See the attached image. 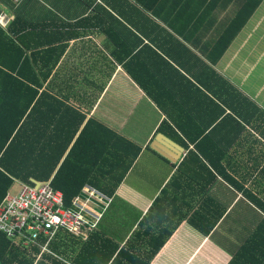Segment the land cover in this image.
Returning <instances> with one entry per match:
<instances>
[{
    "label": "crops",
    "instance_id": "1",
    "mask_svg": "<svg viewBox=\"0 0 264 264\" xmlns=\"http://www.w3.org/2000/svg\"><path fill=\"white\" fill-rule=\"evenodd\" d=\"M256 1L0 0L30 62L15 65L26 86L0 74L4 115L25 116L32 163L64 151L44 182L61 165L66 182L100 180L139 150L113 195L76 196L96 193V227L34 264H264V0L229 28Z\"/></svg>",
    "mask_w": 264,
    "mask_h": 264
},
{
    "label": "trees",
    "instance_id": "2",
    "mask_svg": "<svg viewBox=\"0 0 264 264\" xmlns=\"http://www.w3.org/2000/svg\"><path fill=\"white\" fill-rule=\"evenodd\" d=\"M262 2L263 0H257L251 4L248 9L249 12L245 19H243V22L238 26H230V31H241ZM148 11L151 10L148 8ZM19 18L20 17H18L17 20ZM19 22L20 20L11 25L7 30L0 27V50H2L4 55L7 56V59L0 58V65H3V67H0V74L7 75V83L10 91L15 90L16 87L18 89L20 86H26V84L20 80L21 74H19V76L14 74L17 71L15 65H22L26 62L30 66V62L25 58L26 49L22 45V37L20 32L16 30V26ZM17 37L20 38V42L16 41L15 38ZM28 88L31 90L30 86H28ZM21 97L25 100H27L26 98H31V96ZM26 105L28 109L31 108V99H28ZM5 109L6 104L0 103V206L5 203L17 182L23 185L32 186V180L39 182L48 181L52 174L57 170L64 152L63 150L59 151V155L54 162H51L53 160L51 159L44 161L43 163H32V149L29 147V143H25L22 138L23 127H21V124L25 116L21 115L17 119V123L12 124L15 118L4 115ZM2 125L5 130H3ZM112 136L117 141L121 142L125 146L126 151L129 152V147L132 146L129 141L114 134H112ZM138 153L139 150L135 149V152L130 154V156L122 162L113 163L111 165L104 163L103 168L107 173L104 174V177L100 180H92L90 177H87L85 180L75 179L77 181H73L74 179L70 178L68 182H66L62 179V174L64 169H69V166L61 165L57 171L55 179L52 180L51 185L56 190L63 191L62 193L67 207L73 204L72 202L75 197L80 194L81 190H83L86 185L89 184L111 196L131 169L133 162L138 157ZM60 238L61 232H59L56 238L51 242L49 251L42 252L41 247L37 245H32L30 247L23 246L15 240L10 239L3 231H0V264H34L35 257L32 256L34 253L43 254V258H50L47 253H51V251L56 252L55 246H58L57 240ZM244 258V264H258V258L251 260L245 256ZM232 264H238V262L234 261Z\"/></svg>",
    "mask_w": 264,
    "mask_h": 264
},
{
    "label": "built area",
    "instance_id": "3",
    "mask_svg": "<svg viewBox=\"0 0 264 264\" xmlns=\"http://www.w3.org/2000/svg\"><path fill=\"white\" fill-rule=\"evenodd\" d=\"M96 196L89 191L86 200L76 197L67 207L62 191L51 182L22 185L17 196L10 194L0 206V231L23 246L37 245L42 252L49 251L59 232L84 235L83 229L96 227V223L89 224L85 218L87 203Z\"/></svg>",
    "mask_w": 264,
    "mask_h": 264
},
{
    "label": "rangeland",
    "instance_id": "4",
    "mask_svg": "<svg viewBox=\"0 0 264 264\" xmlns=\"http://www.w3.org/2000/svg\"><path fill=\"white\" fill-rule=\"evenodd\" d=\"M143 166H145L144 162H142V163H140L138 165V167L136 168L135 173H133V175H132V177L130 179V182L136 183V182H138L140 180V173L139 172H141L143 170V168H144ZM140 183L142 184V181ZM21 189H22V185L19 182H17L14 185L13 189L11 190V195L17 196L20 193ZM95 201H96L95 199L91 200L92 203H95Z\"/></svg>",
    "mask_w": 264,
    "mask_h": 264
},
{
    "label": "water",
    "instance_id": "5",
    "mask_svg": "<svg viewBox=\"0 0 264 264\" xmlns=\"http://www.w3.org/2000/svg\"><path fill=\"white\" fill-rule=\"evenodd\" d=\"M153 148L158 150L159 152H167L166 148H169L171 150V148L167 146L161 139H157V143L155 144V146H153ZM35 184H39V183H35Z\"/></svg>",
    "mask_w": 264,
    "mask_h": 264
},
{
    "label": "clouds",
    "instance_id": "6",
    "mask_svg": "<svg viewBox=\"0 0 264 264\" xmlns=\"http://www.w3.org/2000/svg\"><path fill=\"white\" fill-rule=\"evenodd\" d=\"M40 183V182H39ZM21 185H23V184H21ZM36 185V184H35Z\"/></svg>",
    "mask_w": 264,
    "mask_h": 264
}]
</instances>
